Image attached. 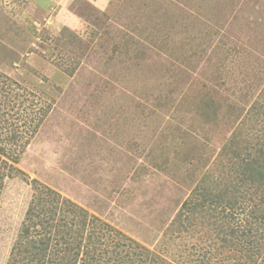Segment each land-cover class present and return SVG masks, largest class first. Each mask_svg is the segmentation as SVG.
I'll return each mask as SVG.
<instances>
[{"label":"rangeland","instance_id":"obj_1","mask_svg":"<svg viewBox=\"0 0 264 264\" xmlns=\"http://www.w3.org/2000/svg\"><path fill=\"white\" fill-rule=\"evenodd\" d=\"M7 116L0 264H27L33 179L93 215H66L99 244L76 264H264V185L233 218L183 208L207 177L237 180L235 148L264 163V0H0Z\"/></svg>","mask_w":264,"mask_h":264},{"label":"trees","instance_id":"obj_2","mask_svg":"<svg viewBox=\"0 0 264 264\" xmlns=\"http://www.w3.org/2000/svg\"><path fill=\"white\" fill-rule=\"evenodd\" d=\"M5 123H8V125L10 123L13 124L8 116L3 117V119H0V129L4 127ZM2 132L3 131L0 130V133ZM235 143L236 139L233 144ZM259 151L263 154L262 156H264L263 144L261 145ZM5 152V147L0 145V154H5ZM232 153L237 160H242L239 164L242 169L238 171V176L236 177L237 180L231 184L225 182L221 185L219 183L216 184L217 181L213 179L209 182L207 177V179H204L201 184L197 185L193 190L196 200L187 198L183 202V208L189 211L197 212L201 207L203 208L204 206L211 204L216 208L215 210H218L219 207L221 208L219 211L220 218H224L225 215H223V212L225 213L227 210V216L231 218L237 216L236 210H238V213L240 211V214L245 212V205L241 201L240 197L243 195L245 185L254 187L255 191L263 188L264 163H261L260 161V159H262L261 156L260 159H247L246 157H243V152L240 147L235 148ZM11 167H13V165H11ZM13 168L16 172H18L17 175L20 173L21 175L25 174V172L19 167L14 166ZM1 174L2 173L0 172V179H3ZM30 183L33 188L32 198L29 202L22 226L20 228L21 233L18 234V239L15 242V246H18L19 251L20 246H23L21 248V252H25V257L27 259L26 263L76 264V261L79 259L81 251H84L83 248H85V246H91L95 252L98 249L97 246H99V244L92 239L91 234L88 235V242L84 244L83 241L87 238L84 237L83 231L73 228L72 220L66 216L70 215L67 213H71L73 214V217L79 216V222L83 223L84 226H88L90 224L94 226V219H90L89 217L91 212L85 209L82 205L78 206L71 199L63 196L56 189L44 188L40 186L36 179L30 181ZM2 185L3 183L0 181V201ZM258 195L260 196L261 194ZM253 198H251L250 203L253 204L252 207L255 208V210H259L256 213V218L264 219V195L260 196L262 199L259 201ZM56 202L59 204L58 210H56L57 206L54 204ZM75 224H77V221ZM258 231L259 229L256 230V232ZM29 233L34 237H38V239L28 240L30 235ZM93 234H95V232ZM255 234L257 233L252 234L245 232V230L244 232L240 231L239 227L231 230V235L234 237L245 238L248 236V238H253ZM263 235L264 234H261V236ZM256 236L257 235H255L254 239ZM97 238L100 240L99 236H97ZM254 239L249 240V242L251 241L249 248L253 246L252 244H254ZM24 240L26 241L24 242ZM255 249L257 248L254 247L251 251H254ZM66 254L69 255V258ZM248 256L253 259L250 253Z\"/></svg>","mask_w":264,"mask_h":264}]
</instances>
